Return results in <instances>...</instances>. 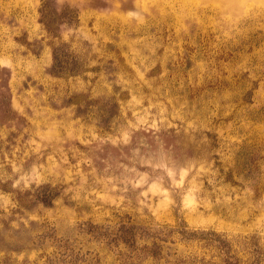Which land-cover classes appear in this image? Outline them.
Returning a JSON list of instances; mask_svg holds the SVG:
<instances>
[{
  "label": "rangeland",
  "instance_id": "374dc122",
  "mask_svg": "<svg viewBox=\"0 0 264 264\" xmlns=\"http://www.w3.org/2000/svg\"><path fill=\"white\" fill-rule=\"evenodd\" d=\"M208 232L264 264V0H0V264H220Z\"/></svg>",
  "mask_w": 264,
  "mask_h": 264
},
{
  "label": "trees",
  "instance_id": "16d2710c",
  "mask_svg": "<svg viewBox=\"0 0 264 264\" xmlns=\"http://www.w3.org/2000/svg\"><path fill=\"white\" fill-rule=\"evenodd\" d=\"M203 236H199L198 239L204 241L207 246L213 247L217 250V257L220 260V264H240L238 258L232 250V243L225 235H219L215 232L203 233ZM155 246V245H153ZM148 249L147 247H144ZM155 256V255H152ZM173 264H187L186 261L175 260ZM251 264H257L255 262Z\"/></svg>",
  "mask_w": 264,
  "mask_h": 264
}]
</instances>
